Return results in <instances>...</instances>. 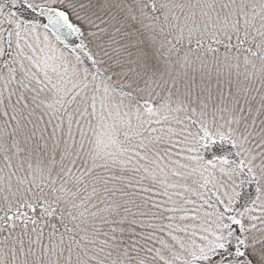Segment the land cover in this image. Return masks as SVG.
Masks as SVG:
<instances>
[{
    "label": "snow or ice",
    "instance_id": "snow-or-ice-1",
    "mask_svg": "<svg viewBox=\"0 0 264 264\" xmlns=\"http://www.w3.org/2000/svg\"><path fill=\"white\" fill-rule=\"evenodd\" d=\"M0 264H264V0H0Z\"/></svg>",
    "mask_w": 264,
    "mask_h": 264
}]
</instances>
